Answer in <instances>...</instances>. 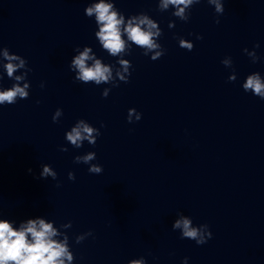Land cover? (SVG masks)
Segmentation results:
<instances>
[{"label":"clouds","instance_id":"9594fccd","mask_svg":"<svg viewBox=\"0 0 264 264\" xmlns=\"http://www.w3.org/2000/svg\"><path fill=\"white\" fill-rule=\"evenodd\" d=\"M199 3L201 0H158V10L164 12L172 8L174 9L172 15L186 23L190 20L192 7ZM207 3L214 6L215 23L219 24V17L225 12V0H207ZM84 14L88 18L94 17L97 26L95 37L103 50L118 59L115 65L106 64L101 58H97L92 47L84 46L82 49L79 46L76 47L74 51L77 54L73 56L69 64V71L75 74L74 82L93 83L97 86L108 84L111 87H118L120 82H129L133 66L130 60L123 57L131 54L133 45L142 49L143 55H150L153 61L160 59L166 53V49L159 43L163 30L156 20L144 12L126 18L115 6V0H91L84 9ZM168 27L174 28L175 21H170ZM177 39L181 48L187 51L193 50L194 44L191 41L183 37H177ZM196 39L202 40L203 36L197 35ZM256 48H259V44L254 45L251 51L248 48L243 49L253 63L260 59L256 54ZM2 49L0 68L14 83L10 88L0 90V105H14L18 100L29 98L31 85L27 77L32 70L28 67V62L24 57L10 52L7 47H2ZM221 63L226 68L233 67L230 56L222 59ZM17 72L20 74L16 75ZM0 79H3V73H0ZM236 80L237 75L233 69L228 81L235 82ZM40 87H44L43 82ZM242 89L245 93L251 92L254 96L264 100V77L259 72L249 74L242 83ZM110 91L111 88H104L101 93L102 97L107 98ZM62 115L63 110L57 108L52 116L53 122L58 123ZM141 118L142 114L135 108L128 110V123L139 121ZM101 127L104 125L101 124ZM100 135L99 128L84 119H79L70 130L66 131L65 140L78 149L85 141L95 146ZM60 151L67 152L68 148L61 146ZM94 160H96L95 152H87L74 157V163L89 165V173H102V165L92 163ZM41 168L39 178L51 177L53 180L57 178L56 171L50 165L44 164ZM28 171L31 173L32 169ZM68 179L74 181L75 174L69 172ZM177 216L179 218L174 220L172 229L179 230L181 239L192 240L197 245H203L212 238L209 225L193 226L191 217L183 213H178ZM54 223V221L46 222L45 218L37 216L20 221L17 227L14 226L15 221L0 218V264H65L66 260L72 264L74 254L70 250L69 236L61 231V229L70 228L71 221L60 225V228L54 227ZM92 235L91 230L77 235L75 242L79 244ZM54 237H62V239L57 240ZM128 264H146V260L140 257L129 260ZM182 264H188L187 257L184 258Z\"/></svg>","mask_w":264,"mask_h":264}]
</instances>
